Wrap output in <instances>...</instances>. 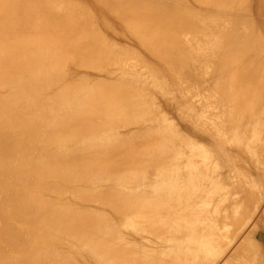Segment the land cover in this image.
<instances>
[{
	"label": "bare ground",
	"instance_id": "1",
	"mask_svg": "<svg viewBox=\"0 0 264 264\" xmlns=\"http://www.w3.org/2000/svg\"><path fill=\"white\" fill-rule=\"evenodd\" d=\"M0 264H264V0H0Z\"/></svg>",
	"mask_w": 264,
	"mask_h": 264
}]
</instances>
